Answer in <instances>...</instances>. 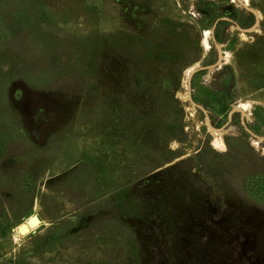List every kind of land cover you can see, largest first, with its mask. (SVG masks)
Masks as SVG:
<instances>
[{
  "label": "rangeland",
  "instance_id": "rangeland-1",
  "mask_svg": "<svg viewBox=\"0 0 264 264\" xmlns=\"http://www.w3.org/2000/svg\"><path fill=\"white\" fill-rule=\"evenodd\" d=\"M244 1L0 0V264H264Z\"/></svg>",
  "mask_w": 264,
  "mask_h": 264
},
{
  "label": "water",
  "instance_id": "water-1",
  "mask_svg": "<svg viewBox=\"0 0 264 264\" xmlns=\"http://www.w3.org/2000/svg\"><path fill=\"white\" fill-rule=\"evenodd\" d=\"M196 1V0H195ZM242 6H244L246 9H249V10H251V11H253V9L252 8H250V6L244 1V0H237ZM216 24H217V22L214 24V26H213V28H212V30H211V33H212V36H213V39L215 38L214 37V35H215V27H216ZM258 24H255L254 26H252L251 28H248V29H245L246 31H250V30H252V29H254L256 26H257ZM215 40V39H214ZM219 64V62L218 63H216V64H214L213 66H216V65H218ZM204 68H206V67H201V68H197L195 71H198V70H200V69H204ZM190 85H191V80L189 79V97H190V100L193 102V98H192V96H191V89H190ZM239 109V108H238ZM233 112V111H232ZM244 126H245V128L248 130V132H250L253 136H256V137H258V138H262L263 139V137L262 136H259L258 134H256L255 132H253L245 123H244Z\"/></svg>",
  "mask_w": 264,
  "mask_h": 264
},
{
  "label": "bare ground",
  "instance_id": "bare-ground-1",
  "mask_svg": "<svg viewBox=\"0 0 264 264\" xmlns=\"http://www.w3.org/2000/svg\"><path fill=\"white\" fill-rule=\"evenodd\" d=\"M40 223V219L38 216H32L31 218L28 219L27 223H23L19 229H18V234H25L28 233L32 228H35L38 226Z\"/></svg>",
  "mask_w": 264,
  "mask_h": 264
}]
</instances>
